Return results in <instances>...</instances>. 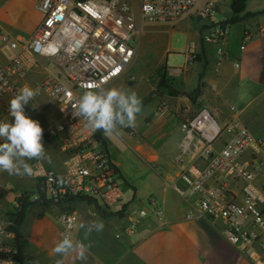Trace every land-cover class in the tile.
Instances as JSON below:
<instances>
[{
  "label": "crops",
  "instance_id": "1",
  "mask_svg": "<svg viewBox=\"0 0 264 264\" xmlns=\"http://www.w3.org/2000/svg\"><path fill=\"white\" fill-rule=\"evenodd\" d=\"M1 2L13 12V17L0 9V33L11 42H28L41 20L36 10L38 0H29L26 6L19 0ZM216 13L222 17L217 23L202 20L196 11L176 21L186 22L191 44L180 52L185 57L182 68L163 69L161 58L153 66L140 63L137 51L131 67L106 87L134 91L143 103L158 87L161 76L169 82L166 87H158L151 101L142 107L134 129L123 128L112 136H105L102 130L98 132L121 182L129 187L126 192L122 190L120 204L105 209L89 199H72L50 204L41 218L36 217L37 208L29 207L20 227L22 244L18 264H57V261L62 264H250L224 239L220 222L187 219L188 203L172 189L180 172L192 163V155L181 150L182 122L199 109H207L219 125L238 120L253 137L264 139V0H248L244 12L232 23H228L232 18L230 4L219 6L213 16ZM220 27L228 29L225 41L222 44L206 41ZM149 51L146 50L151 54ZM188 53L195 58L191 64L187 63ZM12 54L0 48V64H5ZM133 67L137 72L130 74ZM60 74L50 60L38 56L25 82L34 88L46 77ZM10 100L8 94L0 95V116ZM32 103L38 106L34 108L29 103L25 114L39 121L43 129L57 121L59 109L44 93L39 92ZM62 139L59 135L43 140L51 161L42 163L57 173L66 170L67 154L61 150ZM259 155L264 159V147L259 149ZM31 180L0 171V216L17 209L6 195V185L20 197L25 194L31 201L38 199L39 185L33 180L32 186ZM256 183L264 191V172L257 176ZM137 198L146 199V203ZM152 208L160 210V218L151 214ZM131 210H147V214L137 219L134 233L126 235L124 228L129 224ZM65 214L74 219L72 237L90 245L86 260L79 259L75 252L61 256L53 251L62 240L60 219ZM93 220L103 222L102 231L89 234L80 227L81 223Z\"/></svg>",
  "mask_w": 264,
  "mask_h": 264
},
{
  "label": "built area",
  "instance_id": "2",
  "mask_svg": "<svg viewBox=\"0 0 264 264\" xmlns=\"http://www.w3.org/2000/svg\"><path fill=\"white\" fill-rule=\"evenodd\" d=\"M233 1L138 0L136 19L128 0H38L41 20L28 42H11L0 33V48L14 52L0 64V95L12 99L28 85L25 78L38 56L50 60L61 72L33 88L59 109L57 121L43 129V140L62 135L61 150L67 154L63 173L42 162L30 163L34 173L27 177L37 182L47 199L57 204L84 198L105 209L120 204L123 193L116 166L96 137L99 131H92L83 119L75 117L73 105L94 83L106 88L131 67L144 23H173L191 11L209 21L219 6ZM227 33L226 27H220L205 39L222 44ZM186 58L189 64L195 60L190 53ZM9 118L8 107L0 121ZM181 127V150L192 155V163L180 172L172 189L188 203L186 218L220 222L223 237L231 246L250 264H264V191L256 183L264 172V159L259 155L264 139L253 137L238 120L219 125L204 108L185 119ZM5 191L18 209L20 195L10 185ZM150 212L160 218L158 208ZM146 214L147 210H131L124 233H134L137 219ZM62 217V238L66 231L72 236L73 228L68 230L67 224L74 222L73 217ZM12 226L9 214L0 216V264L18 262Z\"/></svg>",
  "mask_w": 264,
  "mask_h": 264
},
{
  "label": "clouds",
  "instance_id": "3",
  "mask_svg": "<svg viewBox=\"0 0 264 264\" xmlns=\"http://www.w3.org/2000/svg\"><path fill=\"white\" fill-rule=\"evenodd\" d=\"M38 95L37 89L25 85L9 101V114L14 119L11 122L0 121V171L21 177L32 176L34 168L27 161H51L43 143L41 124L25 114V106L29 103L34 108L38 106L32 103ZM73 109V115L79 120L83 119L87 128L94 132L102 130L105 136H112L118 134L120 129H134L137 126L136 118L142 111V101L134 91L105 88L101 83H94L83 92ZM61 219L63 221V217ZM74 227V222L67 224L68 230ZM80 227L90 234L102 231L104 224L93 220L87 224L81 223ZM89 247L66 231L53 251L61 256L75 252L79 259L86 260ZM57 264L62 262L57 261Z\"/></svg>",
  "mask_w": 264,
  "mask_h": 264
},
{
  "label": "rangeland",
  "instance_id": "4",
  "mask_svg": "<svg viewBox=\"0 0 264 264\" xmlns=\"http://www.w3.org/2000/svg\"><path fill=\"white\" fill-rule=\"evenodd\" d=\"M19 2L26 6L29 0H19ZM128 2L130 3L133 13L137 19L138 0H128ZM0 9H4L6 13L11 16V18L13 17V12H9L7 10V5H5V3H0ZM14 14L17 15V12H15ZM220 19H222V17L219 16L218 13H216L211 18L214 23H217ZM185 29V21L181 23H144L142 25V34L139 38V41L138 43H135V47L140 53V63L147 62L153 66L160 62L159 59L161 58L160 66L163 69L167 68V70H170L172 68H182L184 65L185 57L180 52L181 50L185 49L187 45H191L188 41ZM147 49L150 50L149 52L151 54L146 52ZM166 49H168L167 52ZM177 53H180V55H177ZM140 63L138 62V64ZM136 72L137 68L133 67L129 73L134 74ZM31 181L33 186L34 181ZM118 183L124 192L129 190V187L123 184L121 180ZM32 190L36 193L35 188ZM137 199H140L144 203H146V199ZM145 208L147 209V207ZM37 211L39 210L37 209Z\"/></svg>",
  "mask_w": 264,
  "mask_h": 264
},
{
  "label": "trees",
  "instance_id": "5",
  "mask_svg": "<svg viewBox=\"0 0 264 264\" xmlns=\"http://www.w3.org/2000/svg\"><path fill=\"white\" fill-rule=\"evenodd\" d=\"M248 0H234L232 3H230V9H231V13H232V18L229 20L228 23H232L235 20L239 19V16L244 12L245 10V6ZM227 22L224 24H228ZM199 58V56H198ZM169 82L168 79L165 77L164 80L161 79V81L159 82V88L161 87H166L168 86ZM102 143V139L100 137L99 134H97L96 136ZM37 193H38V203H33L30 204L31 200L27 195H22L19 199H18V203H19V207L18 209L15 210L14 213L9 214L12 219H13V226L11 227V231L17 235L18 240H17V244H18V249H17V261L20 262L21 260V244H22V237L20 235V227H21V223L23 220V216L25 211L29 208H37L39 210V212L36 213V217L37 218H41L43 216V213L47 210V208L49 207L50 203L49 200L45 197L44 192L42 191L41 187L38 186L37 188ZM72 199H69L65 202H68ZM22 207V210L21 209Z\"/></svg>",
  "mask_w": 264,
  "mask_h": 264
},
{
  "label": "water",
  "instance_id": "6",
  "mask_svg": "<svg viewBox=\"0 0 264 264\" xmlns=\"http://www.w3.org/2000/svg\"><path fill=\"white\" fill-rule=\"evenodd\" d=\"M200 45H201V49H203V40L201 39L200 40ZM205 61V60H204ZM206 66V65H205ZM201 79V76L199 77V80ZM158 91V88H156L155 89V91H153L150 95H149V97L142 103V107L146 104V103H148V102H150L151 101V99H152V97L155 95V93ZM39 202V200L38 199H35V200H33V201H31L30 202V204H33V203H38ZM49 203L50 204H53L54 203V201L53 200H49ZM22 207L23 206H21V209L20 210H22ZM15 240H16V247H17V249H18V244H17V240H18V237H17V235H15Z\"/></svg>",
  "mask_w": 264,
  "mask_h": 264
},
{
  "label": "flooded vegetation",
  "instance_id": "7",
  "mask_svg": "<svg viewBox=\"0 0 264 264\" xmlns=\"http://www.w3.org/2000/svg\"><path fill=\"white\" fill-rule=\"evenodd\" d=\"M164 78H165V76H161V78H160L159 82L161 81V79H163V80H164ZM159 82H158V87H159ZM158 87H157V88H158Z\"/></svg>",
  "mask_w": 264,
  "mask_h": 264
}]
</instances>
